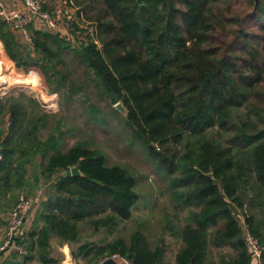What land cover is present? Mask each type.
<instances>
[{
    "label": "trees",
    "instance_id": "1",
    "mask_svg": "<svg viewBox=\"0 0 264 264\" xmlns=\"http://www.w3.org/2000/svg\"><path fill=\"white\" fill-rule=\"evenodd\" d=\"M245 3L235 12L231 0H90L94 13L85 16L95 24L96 38L89 36L78 49L59 31L30 26L31 50L0 20V40L17 67L39 69L47 85L59 80L67 86L71 65L78 63L83 80L68 97L89 85L99 90L165 172L174 199L189 210L172 264H251L237 208L264 243V0L257 7L256 0ZM0 49L12 62L1 42ZM0 66L9 70L8 62ZM30 76L37 87L38 73ZM2 77L32 88L0 68L3 88L9 84ZM117 103L126 108L125 116ZM5 114L10 125L0 141V213L22 190L33 192L40 184L29 175L37 156L36 172L51 187L23 230L25 252L16 251L2 264H59L51 254L53 236L81 243L79 223L113 227L132 217L139 194L127 168L108 165L105 154L83 142L65 149L58 128L43 137L49 115L29 114L16 97L0 103V123ZM76 165L81 175L73 176ZM225 247L232 253H220L215 261L213 251ZM116 252L134 264H167L165 248H152L138 230L128 240L81 243L76 256L97 264Z\"/></svg>",
    "mask_w": 264,
    "mask_h": 264
},
{
    "label": "rangeland",
    "instance_id": "2",
    "mask_svg": "<svg viewBox=\"0 0 264 264\" xmlns=\"http://www.w3.org/2000/svg\"><path fill=\"white\" fill-rule=\"evenodd\" d=\"M43 1L47 9L60 7L73 15L72 21L75 24H71L70 21L69 26L66 28L69 31L68 34L63 33L62 36L68 39L69 36L73 35L75 38L73 41L74 47L76 46L78 49L77 45L81 41L92 36L91 31L95 29V24L93 25L92 22L86 21L85 16L86 12L88 15L94 13L91 9L88 10L90 0H79L81 5H78L75 0H72L73 4L66 2L67 0ZM231 1L235 12H240L246 7L245 0ZM66 21L68 20L63 16L62 22L66 23ZM250 30L259 32L256 26L250 27ZM55 31L58 30H54L53 32ZM97 43L101 46L99 41ZM23 47H25L24 44ZM33 48L34 45L31 50ZM3 52L11 60L4 48ZM32 55L36 56V52L32 51ZM0 58L1 63L4 61V58L2 59L1 55ZM67 60L70 62L68 58ZM11 61L9 62V70L6 69L5 71L8 77L16 78L18 81L27 80L32 88L16 87L5 93L0 92V97L17 95L16 98L23 103L29 114H36L37 116L48 114L49 126L41 130L43 137H46L54 128H58V133H63L65 138L63 146L65 149L76 142L86 143L91 149L105 154L108 165H119L127 168L136 178L137 184L135 189L139 194V200L133 208L132 217L128 220L120 221L113 227L103 224L99 228H96L95 224L91 223V221L89 222V220L79 223L82 238L81 243L89 242L101 245L119 237L128 240L130 235L138 230L147 236L152 248L158 245L164 247L165 260L167 264H172L182 242L178 232L186 223L189 210L183 209L176 202L172 195L169 178L149 156L144 145L132 138L129 127L126 125L123 117L112 110L110 99L102 96L100 91L91 85L86 89L76 90L71 99L68 97L70 95V88L73 85L79 86L81 80H83V67H79L76 62L71 65L70 77L66 82L67 86H59V80L50 82L48 85L45 84V78L38 71L39 69L19 68L13 60ZM32 72H37L40 77L37 87L35 86V79L30 76ZM59 76L57 77L59 78ZM1 79L6 81L3 77ZM53 88L56 89L53 90ZM50 97H52L53 101H50ZM121 114L125 116L127 110L121 112ZM2 121L0 127L5 128L6 125L9 126L10 115L5 114ZM39 161L40 158L37 156L34 160V165L29 167V175L32 178L37 174L40 184L33 192L25 189L15 197V199H18L21 194H25L34 199V206L28 217L29 225L41 201L46 198L51 187V181H48L40 172H36V166ZM64 173L60 174L63 175ZM59 177L58 173L54 179ZM13 203L14 201L10 203L5 212L0 213V228L5 224L8 213L14 207L15 203ZM236 213L241 225L245 224L243 222V212L237 208ZM29 225H25L26 231H28ZM81 243H62L57 236H53L51 238V254L58 259L59 264H89L92 258L85 260L76 256ZM223 252L232 253V249L229 247L220 250L215 249L213 251V259L218 262L220 253ZM116 254L132 261L129 257L119 252L106 255L101 261L111 258Z\"/></svg>",
    "mask_w": 264,
    "mask_h": 264
},
{
    "label": "built area",
    "instance_id": "3",
    "mask_svg": "<svg viewBox=\"0 0 264 264\" xmlns=\"http://www.w3.org/2000/svg\"><path fill=\"white\" fill-rule=\"evenodd\" d=\"M14 1L19 3L21 7L9 13L7 8L10 0H0V20L6 21L13 30L20 32L24 41L30 46V49L33 47V40L29 31L30 26L41 28L45 27L50 30H58L61 34H68L69 31L66 30V28L69 26V22L73 19V15H71L70 12L64 11L60 7L47 9L44 6L45 2L43 0ZM63 16H65L68 20L66 23L62 22ZM91 34L94 38H96L95 29L91 31ZM68 39H71L72 41L75 40L73 35L69 36ZM2 160L3 155L0 151V162ZM33 206V198L28 197L25 194H21L18 197L14 207L8 213L6 219L7 227L5 240L3 245L0 247V253L10 247L14 248L19 254H23L25 252L26 237L23 230L27 217ZM242 226L250 255L256 260V264H263L264 243L261 242L259 238L254 236L245 224ZM111 258L116 260L119 264H134L132 261L117 254Z\"/></svg>",
    "mask_w": 264,
    "mask_h": 264
},
{
    "label": "crops",
    "instance_id": "4",
    "mask_svg": "<svg viewBox=\"0 0 264 264\" xmlns=\"http://www.w3.org/2000/svg\"><path fill=\"white\" fill-rule=\"evenodd\" d=\"M21 7L19 3H17L16 1L14 0H10L9 2V6H8V12L11 13L12 11H14L15 9ZM10 27V26H9ZM11 28V27H10ZM12 32L17 36L18 39H21L20 41L24 44H27L24 39L22 38V35L20 34V32L18 31H15L11 28ZM0 42L2 43V49L4 48L5 49V46H4V43L0 40ZM6 51V49H5ZM7 53V51H6ZM0 55H1V51H0ZM8 55V53H7ZM2 56V55H1ZM9 56V55H8ZM10 58V57H9ZM1 59V58H0ZM3 59V57H2ZM11 59V58H10ZM12 60V59H11ZM2 62H7L5 61H2ZM8 64H9V61H8ZM4 71H6L5 68L1 67ZM9 69V68H8ZM8 84H9V89L7 88H3L0 86V92H8V90H11L12 88H16V84L15 83H11V82H8L6 81ZM17 95H8V96H4V97H0V103L2 105H7L10 101V98H14L16 97ZM8 128L9 126L6 125V127H0V141H1V138L3 139L7 134H8ZM1 130H2V134H1ZM25 225H29V219L27 220V222L25 223ZM24 225V229H26V226ZM6 222L5 224H3V226L0 228V247L3 245L4 243V240H5V234H6ZM29 227V226H28ZM16 250L12 247L8 248L7 250H3L1 251L0 253V264H2L5 260L9 259L12 257L13 253H15ZM251 256V255H250ZM27 264H41L38 260H34V261H31V262H28ZM251 264H256V260L254 258H252L251 256ZM263 264H264V261H263Z\"/></svg>",
    "mask_w": 264,
    "mask_h": 264
},
{
    "label": "water",
    "instance_id": "5",
    "mask_svg": "<svg viewBox=\"0 0 264 264\" xmlns=\"http://www.w3.org/2000/svg\"><path fill=\"white\" fill-rule=\"evenodd\" d=\"M259 4V0H256V6L257 7ZM115 107L120 111V112H125L126 111V108L123 106V104L121 103H117L115 105ZM71 174L73 176H78V175H81V172H80V169H79V166L76 165L74 167L71 168ZM35 180H38V175L36 174L35 175ZM97 264H119L116 260H114L113 258H107Z\"/></svg>",
    "mask_w": 264,
    "mask_h": 264
},
{
    "label": "bare ground",
    "instance_id": "6",
    "mask_svg": "<svg viewBox=\"0 0 264 264\" xmlns=\"http://www.w3.org/2000/svg\"><path fill=\"white\" fill-rule=\"evenodd\" d=\"M12 89H13V88H12ZM12 89H11V90H12Z\"/></svg>",
    "mask_w": 264,
    "mask_h": 264
}]
</instances>
